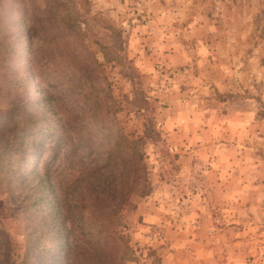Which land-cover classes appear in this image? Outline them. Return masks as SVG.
<instances>
[{"label": "rangeland", "instance_id": "1", "mask_svg": "<svg viewBox=\"0 0 264 264\" xmlns=\"http://www.w3.org/2000/svg\"><path fill=\"white\" fill-rule=\"evenodd\" d=\"M0 264H264V0H0Z\"/></svg>", "mask_w": 264, "mask_h": 264}, {"label": "trees", "instance_id": "2", "mask_svg": "<svg viewBox=\"0 0 264 264\" xmlns=\"http://www.w3.org/2000/svg\"><path fill=\"white\" fill-rule=\"evenodd\" d=\"M18 56H19V52L17 51V48L15 47L12 50V56H11V61H12V64H13L12 70L15 71V72L19 71V67H18L19 59H18ZM31 67H32V64H30L27 67H25L26 68L25 71H26V74H27L28 77H29V71H30ZM13 84H14L13 81H11V84L8 86L9 89H7V91L9 92V96H10V101H9V104L7 106V109H6V112L8 113V118H9L8 124L12 121L13 117H11V115L15 113L16 115L21 116V118H22V120H20L22 122V124L18 126L17 132H23V136H26V135L36 136V134L38 133V129H37V126H38L37 120L39 119L38 114L37 113L34 114L32 111H28L27 110V100H28L27 94L25 96V94L22 95V93H18V92L14 93V88H11V85H13ZM23 85H24V90L26 92L28 91V89H30L31 86L32 87L35 86L34 83L32 85V82L30 81V78ZM43 97H44V95L42 94L40 99L43 100ZM51 103L53 105H55L53 102H51ZM10 130H11V128H10ZM38 146L39 145L36 142V140L33 139L32 143H30L27 146L28 153L26 155V158L23 160L24 162H23L21 167H25L26 165H29V164H31L34 161V156L33 155H34L35 151H31V149H36ZM72 146H74L72 148L73 151H74L76 146H75L74 143H72ZM62 217H63V220L66 221V216L63 215ZM80 234L82 235V231L80 232ZM75 235L77 236V239H75L76 242L72 246L73 249L71 250V256H72V258L74 260L79 256L80 252L83 250V245H81L80 238H79V236H78V234L76 232H75ZM74 255H75V257H74ZM99 257L102 258L101 260H103L104 259V254H100ZM96 260H99L98 256L96 257Z\"/></svg>", "mask_w": 264, "mask_h": 264}]
</instances>
